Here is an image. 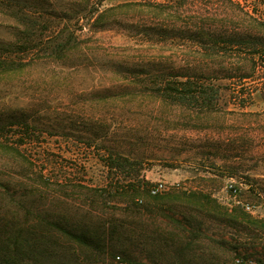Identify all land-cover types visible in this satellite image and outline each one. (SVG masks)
<instances>
[{
	"label": "rangeland",
	"instance_id": "374dc122",
	"mask_svg": "<svg viewBox=\"0 0 264 264\" xmlns=\"http://www.w3.org/2000/svg\"><path fill=\"white\" fill-rule=\"evenodd\" d=\"M254 19L264 24V0H0V124L28 122L42 134L34 151L54 156L74 182L136 178L164 184L162 198L198 196L173 204L142 196L139 206L155 216L142 211L129 220H154L169 236L164 242L138 232L120 247L122 259L129 250L139 264H264V236L238 232L215 213L217 203L264 219V193L251 186L264 185V64L245 54L253 36L264 39ZM9 49L17 52L6 54ZM128 70L142 74L135 77L141 84L187 76L212 89L214 111L202 109L203 97L183 105L135 88ZM245 113L262 114V121L256 125ZM110 153L130 163L110 169ZM184 200L216 202L208 210L212 218ZM126 202L103 201L114 209L102 205L96 214L125 218L118 213ZM171 207L179 224L164 215ZM38 237L13 236L0 249L15 255L16 264H115L57 233Z\"/></svg>",
	"mask_w": 264,
	"mask_h": 264
},
{
	"label": "trees",
	"instance_id": "16d2710c",
	"mask_svg": "<svg viewBox=\"0 0 264 264\" xmlns=\"http://www.w3.org/2000/svg\"><path fill=\"white\" fill-rule=\"evenodd\" d=\"M254 22L259 27L264 28V24H261L258 20L254 19ZM250 40H252L250 45L253 48L248 49L245 54L258 55L262 58L263 64L264 39L253 36ZM12 50V52H17L14 49ZM7 52L6 54H12L10 49ZM239 59L241 60V58ZM251 61L254 62V60ZM136 66L133 65V68H136ZM2 67L3 63L0 60V68ZM126 73L134 75V78L130 80L133 87H141L146 92L158 95L163 101H178V103L184 105L188 101L197 102V97H203L202 102L204 106L202 109L207 107L208 112L214 111L215 107L212 106V99L209 97V91H212V89L205 85L196 86L187 76L162 75L141 84L135 78L142 75L140 72L128 70ZM181 78L187 80L182 81ZM194 87L196 90H193ZM244 116L256 118V125L262 121V114L245 113ZM41 138L42 134H38V131L28 124V122L0 124L1 244L5 245V243L10 242L11 237H18L25 233L34 235L35 240H37L40 232L50 231L67 238L80 247L111 256L115 264H139L131 259L130 254H128L129 250H125V259H122L120 255H116L120 252V247L125 245L123 243L132 242L136 239L137 234L140 233L142 235L147 232L149 233L148 236H155L158 240L167 241L169 235L165 236V230L161 231L158 227L154 228V220L138 223L136 220L133 221L128 218L130 217L129 215H138L142 211L148 214V218L150 219L155 216L151 209H143L139 206L143 204L141 200L142 196L147 194L152 195L151 190L154 186L150 182L144 179H139L138 181L136 178L126 184L110 181L101 186L93 184L85 185L80 180L74 182L72 179L67 178L70 172L65 168H56V164L51 158L54 156L47 157L34 151L36 145L40 143ZM115 155L113 153L109 154L111 163L109 164L108 161V167L110 169L115 168L114 166L116 165L123 169L122 165L124 163H130L125 158ZM64 181H66V184H64ZM251 186L252 191L256 195L260 196L261 193H264V185L261 188H254L253 186L255 185L253 184ZM195 198H198L196 194L178 192V194L168 195V198H162L159 195L154 196V201L163 202V199H169L171 201L167 203L173 204L174 201L177 202L180 199ZM115 199L128 200L127 204H125V210L118 213L121 216H125V218L115 220L113 216H108L109 220H104V217H99V214H96L97 211L104 209L102 208V205H104L103 201L108 202ZM30 200L34 202H30ZM63 200H70L71 204L69 203L68 205ZM184 201L187 207L195 208L193 212H203L207 214L208 219L212 218L208 210L209 207H212V203L215 204L216 202H211L210 200ZM196 202H200L201 206L197 207ZM104 206L109 210L114 209L112 206L108 208L106 204ZM67 207H70L72 210L85 211L83 212L84 215L71 217V215L63 212V209ZM216 207L218 210L215 213L224 224L231 225L238 232L242 233L244 230L251 233L258 239L260 238L259 236H264V219H258L244 213V209H241L240 206L230 209L221 207L216 203ZM173 209L175 208H169L168 212H164L166 213L164 215H166L172 225H175V223L179 224L178 220H175L174 216L170 214L174 211ZM173 240L180 241V238L175 236ZM190 241L192 242L193 239L191 238ZM14 257L15 255L9 251L0 249V264H16L15 260H13ZM195 257L199 260L203 259L199 255ZM118 258H120L119 261L121 262H116ZM238 264H246V262L245 260H241ZM257 264H262V262L259 261Z\"/></svg>",
	"mask_w": 264,
	"mask_h": 264
},
{
	"label": "built area",
	"instance_id": "2783aa9c",
	"mask_svg": "<svg viewBox=\"0 0 264 264\" xmlns=\"http://www.w3.org/2000/svg\"><path fill=\"white\" fill-rule=\"evenodd\" d=\"M263 64H264V63H263ZM164 190H165V185L160 183L159 185H157V186H155V187L152 188V190H151V194H152L153 196H157V195H159L160 193H162ZM235 192H236V190H235ZM245 209H246L247 211H250V210H251V208H250L249 206H245ZM117 260L119 261L120 258H118Z\"/></svg>",
	"mask_w": 264,
	"mask_h": 264
}]
</instances>
